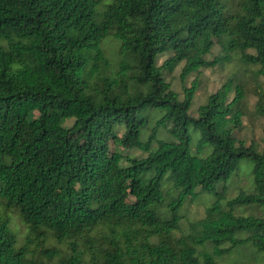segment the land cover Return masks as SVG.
Here are the masks:
<instances>
[{
	"label": "trees",
	"instance_id": "trees-1",
	"mask_svg": "<svg viewBox=\"0 0 264 264\" xmlns=\"http://www.w3.org/2000/svg\"><path fill=\"white\" fill-rule=\"evenodd\" d=\"M214 44L224 54L209 61ZM232 53L264 75V0H0V264H218L246 247L264 264V127L259 150L235 137L242 83L227 80L196 117L197 84H183ZM180 64L181 94L163 77ZM143 108L162 113L145 141ZM158 127L174 140H157ZM119 146L146 156L120 164ZM242 159L251 192L212 202L177 235L187 198L225 188Z\"/></svg>",
	"mask_w": 264,
	"mask_h": 264
},
{
	"label": "rangeland",
	"instance_id": "rangeland-1",
	"mask_svg": "<svg viewBox=\"0 0 264 264\" xmlns=\"http://www.w3.org/2000/svg\"><path fill=\"white\" fill-rule=\"evenodd\" d=\"M105 51L106 58L110 65L114 68L116 67L117 62L119 61L118 54V45L112 40L108 39L104 42L102 46ZM223 51L221 50L220 45L214 44L210 54L206 56V59L211 61L216 57L223 56ZM169 54H164L157 59V65L160 66L165 59H167ZM182 64L177 66L173 72L168 73L164 72V79L167 82L171 83V88L181 94L182 85L189 87L192 81H195L197 84V91L192 100L189 114L192 117H196V110L199 105L204 103L206 97L215 92L223 83L229 79H234L242 83L244 86V100H243V117H242V127L238 131H234V135L238 140H242L249 145L253 143L255 147L259 150L262 146V129L264 127V116H258L255 113V102H256V92L260 89L264 90V75H257V66H247L242 64L239 61V55L237 53L230 54V61L228 63L218 62L215 65L203 67L198 72L190 74L185 78L183 84L180 80V71ZM74 108V107H73ZM26 108H24L25 110ZM51 116V113L49 114ZM139 115L147 116V127H145L140 135V139L145 141L151 129L153 128L155 121L161 117L162 113L155 111L149 108H143L139 112ZM22 130L18 137V144L24 143L29 135V126L26 125L25 121L27 114L23 116ZM72 118H70L65 125L70 126L72 123ZM47 126L52 127V120L48 121ZM118 135L121 136L123 133V128H118ZM192 141H191V151L196 153V142L198 134L193 130H190ZM156 139L166 142L173 141L174 138L170 135L169 131L164 127H158L156 129ZM155 146L156 142H153ZM112 148V147H110ZM210 150L211 148L208 147ZM117 152L121 154L120 164L125 165L127 162L126 158H143L146 156V152L142 151L139 148H124L117 147ZM252 163L246 159L240 160L238 163L235 174L229 181L225 182L227 186L225 188L216 187V191L210 194H197L192 198H187L182 207L177 211L178 214L182 216L179 221V229L176 231L177 235H182L187 233L188 224L194 221L201 219L204 216L205 209L212 204L214 201H218L222 206L225 201L235 197L239 191H244L249 193L252 190L251 184V175ZM220 183L217 186L223 185ZM165 189H169V185H164ZM222 188V189H220ZM218 193V194H215ZM173 193H171L172 195ZM221 194V195H220ZM169 197H166L168 201ZM161 211L164 212V207L161 208ZM234 215H253L260 216L262 211L255 207L245 208V207H236L232 210ZM170 212L165 210L163 216H167ZM17 225V224H16ZM19 226V225H17ZM20 238V236H19ZM259 255L254 254L253 250L249 247L240 248L236 252L227 255L224 259H221L218 264H261L259 261L257 263ZM256 261V262H255Z\"/></svg>",
	"mask_w": 264,
	"mask_h": 264
}]
</instances>
